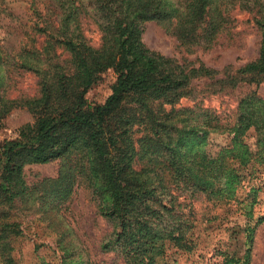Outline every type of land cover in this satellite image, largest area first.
<instances>
[{
  "label": "rangeland",
  "instance_id": "obj_1",
  "mask_svg": "<svg viewBox=\"0 0 264 264\" xmlns=\"http://www.w3.org/2000/svg\"><path fill=\"white\" fill-rule=\"evenodd\" d=\"M160 1L166 16L140 22L144 44L188 71L203 68V73L209 70L210 75L196 73L186 90L189 95L176 104L155 102L162 123L155 126L158 133L144 124L132 129L137 170L149 167L150 160H162L167 154L164 145L174 144L181 134L184 155L203 152L210 159L216 158L233 146L241 113L249 112L251 106L264 108V76L244 72L259 59L262 29L254 17L264 18V0H205L208 17L195 33L199 40L193 42L177 33V15L193 11L188 7L196 0ZM64 20L70 35H79L94 48L106 43L114 49L111 16L97 0H0V102L40 95L39 76L15 65L14 57L20 52L36 51L40 59H55L69 70L71 55L55 40L62 37L56 31ZM37 23L44 31L35 33ZM115 82V73L105 72L88 92L89 104L103 105ZM30 119L25 110L3 119L0 146L17 138L19 129ZM241 141L251 161L244 169L236 159L239 183L231 190L224 186L219 200L182 189L173 184L170 173H165L177 210L195 226L189 233L197 242L194 255L181 251L176 256L181 264H207L220 248L241 259L250 251L249 264H264V163L256 162L260 143L255 127ZM80 158L25 167L28 191L13 204L0 202V230L7 229L9 236L8 250L0 248V264H127L120 251L107 248L117 229L104 212L109 197L103 191L101 173Z\"/></svg>",
  "mask_w": 264,
  "mask_h": 264
},
{
  "label": "trees",
  "instance_id": "obj_2",
  "mask_svg": "<svg viewBox=\"0 0 264 264\" xmlns=\"http://www.w3.org/2000/svg\"><path fill=\"white\" fill-rule=\"evenodd\" d=\"M204 2L196 0L188 7L193 11L177 15V33L187 41L199 40L195 33L208 17ZM97 3L111 16L113 50L106 43L94 48L79 35H70L64 20L56 31L62 37L55 40L71 55L68 71L55 59H40L33 50L14 57L16 67L39 76L41 90L35 98L0 102V122L16 110H25L31 116L19 129L17 138L7 139L0 146V202L13 204L28 191L26 166L81 156L101 173L103 191L109 197L104 212L116 223L117 231L107 248L120 251L127 264H181L176 256L182 252L194 255L197 242L189 234L191 222L177 210L176 200L169 193L165 173H170L173 184L182 189L221 199L224 186L231 190L239 183L236 159L244 169L251 161L241 137L252 127L258 132L260 143L256 162L264 163V108L251 106L249 112L241 113L233 146L216 158L210 159L203 152L184 155L185 139L181 134L174 144L164 145L166 157L150 160L149 167L137 170L139 159L132 129L144 124L158 133L155 126L162 123L155 102L178 103L189 95L186 90L193 76L198 72L209 76L210 71H188L176 60L153 52L144 44L140 22L167 14L160 0ZM254 21L262 29L260 54L244 72L264 76V18L255 16ZM44 28L39 29L37 23L35 33ZM51 48L50 42L48 54ZM110 70L116 75L111 95L103 105L91 106L86 98L88 92ZM131 102L136 105L127 104ZM8 237L7 229L2 228L0 248L4 252L8 250ZM249 253L241 259L225 249H216L207 264H249Z\"/></svg>",
  "mask_w": 264,
  "mask_h": 264
}]
</instances>
